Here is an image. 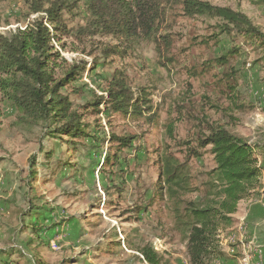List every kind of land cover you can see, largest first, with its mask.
Masks as SVG:
<instances>
[{"label":"rangeland","instance_id":"374dc122","mask_svg":"<svg viewBox=\"0 0 264 264\" xmlns=\"http://www.w3.org/2000/svg\"><path fill=\"white\" fill-rule=\"evenodd\" d=\"M26 1L0 0L1 33L25 26ZM180 1L168 9L161 31L174 41L166 58L153 42L140 39L130 44L112 37L85 38L83 43L69 39L61 50L69 64L87 65L83 76L64 90L76 109L102 96L106 81L121 68L134 90L149 91L151 115L113 114L107 119L101 114L99 127L91 130L98 142L85 140L72 151L67 143L47 136L42 126H18L16 110L0 95V264H146L141 258L145 247H152L167 264H190L161 195L160 155L170 149L183 160L184 144H194L198 133L215 123L255 144L259 156L264 152V49L244 36L219 35L215 20L184 16ZM201 1L243 13L264 33V6L250 0ZM82 10L74 17L66 15L69 27L85 24ZM109 45L123 53L105 59L102 50ZM234 48L239 53L226 64L216 63ZM241 104L244 110L237 107ZM86 121L94 123L92 117ZM171 124L174 139L168 132ZM112 133L136 137L132 148L119 152L114 168L104 164L108 140L102 144ZM189 165L195 185L204 183L216 167L210 148ZM197 197L190 194L187 199ZM46 214L50 229L57 228L50 240L43 237L46 225L32 224V218L39 222ZM71 220L94 236L82 235L71 245L76 249H67L62 241L61 230ZM92 244L95 256L83 259Z\"/></svg>","mask_w":264,"mask_h":264},{"label":"trees","instance_id":"16d2710c","mask_svg":"<svg viewBox=\"0 0 264 264\" xmlns=\"http://www.w3.org/2000/svg\"><path fill=\"white\" fill-rule=\"evenodd\" d=\"M250 1L264 6V0ZM173 3L174 0H27L25 26L8 34L0 32V95L16 110L18 126H42L47 136L60 139L75 151L85 140L98 142L91 130L99 127L97 117L101 114L107 119L113 114L124 118L151 115L149 91L134 90L121 68L106 81L102 96H94L81 109H76L64 90L83 76L87 65L69 64L61 50L66 49L69 39L83 43L85 38L112 37L127 44L140 39L153 42L158 54L166 58L174 41L161 31ZM178 3L188 18L217 21L219 35L233 39L244 36L264 49V33L243 13L201 0ZM81 7L85 24L69 27L66 15L74 17ZM122 53L113 45L102 50L105 59ZM237 53L239 50L234 48L216 63L226 64ZM97 65L95 62L93 71ZM237 107L245 109L242 104ZM90 117L94 123L86 121ZM173 131L171 124L168 132L172 139ZM107 140L110 147L104 164L114 168L120 163L119 152L132 148L136 137L112 133L102 141L104 146ZM184 147L183 160L170 149L160 155L161 195L169 204L172 230L185 243L190 264H212L225 257L220 235L236 224L234 216L239 203L254 197L260 187L262 171L257 146L225 125L215 123L207 124L195 143H186ZM208 148L216 167L206 174L204 183L195 185L189 162L200 160ZM35 165L36 158L32 160L31 171ZM32 175L35 178L36 172ZM190 194L198 197L188 200ZM141 254L146 264H167L152 247L143 248Z\"/></svg>","mask_w":264,"mask_h":264},{"label":"crops","instance_id":"0c3cea01","mask_svg":"<svg viewBox=\"0 0 264 264\" xmlns=\"http://www.w3.org/2000/svg\"><path fill=\"white\" fill-rule=\"evenodd\" d=\"M259 164L261 166L260 187L256 195L248 200L241 201L238 206L237 213L234 218L236 224L233 228L226 230L220 235V244L225 257L214 261L212 264H264V152L259 151ZM32 218V224L41 223L46 225V231L43 232V237L52 239L57 234L56 229H50V217L48 214L41 216L39 222ZM63 243L67 249L76 246L79 238L84 234H90V238H94L93 233L82 231L77 220H71L62 228ZM85 235V236H88ZM117 237L116 234H113ZM31 243L32 240H29ZM94 245L87 247V252L83 253L86 258L95 256ZM72 249H76L73 247ZM91 262H93L91 260ZM90 264V263H89ZM93 264H95L93 262Z\"/></svg>","mask_w":264,"mask_h":264},{"label":"built area","instance_id":"2783aa9c","mask_svg":"<svg viewBox=\"0 0 264 264\" xmlns=\"http://www.w3.org/2000/svg\"><path fill=\"white\" fill-rule=\"evenodd\" d=\"M54 248H55V245H54ZM141 258H143V257H141Z\"/></svg>","mask_w":264,"mask_h":264}]
</instances>
